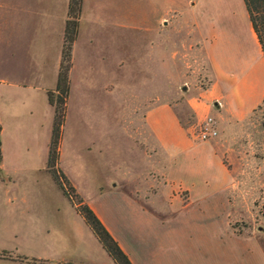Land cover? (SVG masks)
<instances>
[{"label": "rangeland", "instance_id": "374dc122", "mask_svg": "<svg viewBox=\"0 0 264 264\" xmlns=\"http://www.w3.org/2000/svg\"><path fill=\"white\" fill-rule=\"evenodd\" d=\"M78 2L56 141L42 86L55 90L56 39L77 2H0V264H116L79 214L84 205L132 264H264V93L240 118L219 119L208 101L216 55L227 71L257 66L264 86L243 1ZM206 104L211 141L197 135ZM162 105L193 144L215 145L223 185L195 192L178 177L183 161L166 159L144 122Z\"/></svg>", "mask_w": 264, "mask_h": 264}, {"label": "crops", "instance_id": "0c3cea01", "mask_svg": "<svg viewBox=\"0 0 264 264\" xmlns=\"http://www.w3.org/2000/svg\"><path fill=\"white\" fill-rule=\"evenodd\" d=\"M1 1L4 0H0V2ZM64 28L65 20L63 18V24L58 34L59 39H56L55 45L56 51L59 50L57 51V56L54 61V71L56 74L55 82H57L59 61L61 55L60 48ZM253 35L258 44V47H260L254 33ZM259 50L262 59V70L264 74V55L261 51V48H259ZM212 61L215 65L213 70L215 76L217 77V80L214 84L216 89L218 90H216V93H209V96H211V98H208V101H211L212 104L217 103L216 112H214V114L216 113V116L222 120L230 119L227 118V115L229 113L233 114V112L234 115L239 118L244 117V115H246L248 111L251 110L252 106L255 105L254 103H257V101L260 99V96L264 93V86L260 87L261 81L259 79V68H257V66H251L246 71L243 70L240 73H236L232 70H225L218 61L217 55L215 57H212ZM44 62L46 64V61ZM50 85L51 84L42 86V92L45 95L46 99L47 90L52 89ZM214 98H221L223 100L221 101V103L215 102L217 100H214ZM232 105L236 106V109H233L231 107ZM48 106H50L49 103ZM219 108L220 111L218 110ZM199 109L201 116H203L205 113L209 114V112H211L209 104H206L204 107H201ZM201 121L202 118H199L198 124ZM144 122L149 135L155 139L165 158L169 160H171L172 158L173 160L177 159L178 161H183L184 166L180 167L178 177H184L186 179L182 181L184 184H190L195 186L196 184H198V186L195 188V192H199L201 190L200 186L217 185V187H219L224 184L225 180H227L223 177L220 178L219 176H217V174L213 173L212 171L213 166H223L221 158L216 153V148L214 147L215 145L193 144L187 134V131L179 123V119L172 107H170L169 105H162L160 107L149 108L144 115ZM215 139L216 137L211 140ZM217 151L220 152V148L217 147ZM165 170L166 169L164 168L163 175L164 173H166ZM169 173H172V175H174L172 171H170ZM94 212L104 224L106 229H108L113 235L112 230L103 218L102 214L97 210H94ZM123 251H125V249H123Z\"/></svg>", "mask_w": 264, "mask_h": 264}, {"label": "trees", "instance_id": "16d2710c", "mask_svg": "<svg viewBox=\"0 0 264 264\" xmlns=\"http://www.w3.org/2000/svg\"><path fill=\"white\" fill-rule=\"evenodd\" d=\"M77 2L74 6L72 3L69 4V12L67 14L68 19L65 23L64 28V37H63V48L61 52V61L59 65L58 75H57V83L55 90H48L46 92L47 99L50 104L54 108V123L52 134L53 138L56 141L58 136V132L60 129L61 120L63 117L62 110L65 105V100L69 93V72L71 69L70 65V56H71V48L74 43L78 26H77V17L80 12V2L78 0H73V2ZM245 10L248 15V19L251 25V29L256 36V39L260 45L261 51L264 55V0H242ZM72 2V0H70ZM264 104V97L262 100ZM53 150L49 151V155L53 154ZM54 158L50 157L49 164H53ZM52 168H55L54 165H51ZM56 171L51 172V177L55 184L59 189L64 192L68 198H71L68 189L70 191L71 188L68 186V181L62 175L60 176L57 168ZM72 201V200H71ZM77 210L79 214L82 216L85 223L89 226L92 233L95 235L103 249L107 252V254L112 258V260L116 264H132L125 253L121 250L117 242L112 238L110 233L104 227L102 222L97 218V216L93 213V211L87 206H77Z\"/></svg>", "mask_w": 264, "mask_h": 264}, {"label": "built area", "instance_id": "2783aa9c", "mask_svg": "<svg viewBox=\"0 0 264 264\" xmlns=\"http://www.w3.org/2000/svg\"><path fill=\"white\" fill-rule=\"evenodd\" d=\"M198 138L201 141H209L217 137V129L215 127V122L213 118L207 115L199 124H198Z\"/></svg>", "mask_w": 264, "mask_h": 264}]
</instances>
